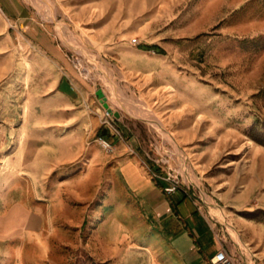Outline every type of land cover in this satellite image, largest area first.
I'll return each instance as SVG.
<instances>
[{
    "label": "rangeland",
    "instance_id": "1",
    "mask_svg": "<svg viewBox=\"0 0 264 264\" xmlns=\"http://www.w3.org/2000/svg\"><path fill=\"white\" fill-rule=\"evenodd\" d=\"M21 1L78 77L108 92L123 137L162 164L159 174L177 175L180 190L220 223L234 263L264 264V0H47L54 20L38 0ZM121 98L158 117L174 140L135 118ZM13 107L0 103V264H96L87 232L76 233L75 225L95 224L88 217L104 211L103 187L55 168L56 148L71 138L52 139L41 160L28 140L22 147L13 135L36 121H21ZM28 146L32 164L24 170ZM26 211L44 216L42 233H23Z\"/></svg>",
    "mask_w": 264,
    "mask_h": 264
},
{
    "label": "crops",
    "instance_id": "2",
    "mask_svg": "<svg viewBox=\"0 0 264 264\" xmlns=\"http://www.w3.org/2000/svg\"><path fill=\"white\" fill-rule=\"evenodd\" d=\"M17 41L21 49L16 48ZM22 41L28 43L26 49ZM0 44L4 47L0 49V103L9 101L12 112L18 108L21 121H36L13 138L22 137V147L26 140L33 144L39 160L52 139L71 138L70 146L56 148L55 168L74 169L81 175L77 178L81 185L103 187L104 211L88 217L95 224L75 225L76 233L87 232V253L94 263L212 264L217 253L226 250L235 264L234 244L222 241L217 230L220 223L205 215L190 194L181 190L171 196L165 193L169 181L161 175L162 164L140 151L132 138L123 137L121 117L103 111L96 96L100 87L78 77L23 1L0 0ZM104 92L110 104V96ZM50 120L54 123L48 124ZM101 138L113 145L112 154L102 149ZM29 152L28 146L24 170L32 164ZM38 178L46 184V174ZM110 200L114 207L105 210ZM25 216L30 221L24 234L46 229L41 225L44 216L32 211ZM34 223L38 226L33 227Z\"/></svg>",
    "mask_w": 264,
    "mask_h": 264
},
{
    "label": "bare ground",
    "instance_id": "3",
    "mask_svg": "<svg viewBox=\"0 0 264 264\" xmlns=\"http://www.w3.org/2000/svg\"><path fill=\"white\" fill-rule=\"evenodd\" d=\"M37 1V0H36ZM46 2H47V0H44V2H43V0H38L37 1V3H38V5H40V7L39 8H43L44 10H45V12H46V17L47 18H49L50 20H54L55 19V13H54V10H53V8L51 7V9H48L47 8V10H46V6L47 5H45L46 4ZM45 5V6H44ZM99 68V67H98ZM102 70V69H101ZM101 72V71H100ZM103 72V71H102ZM110 81V80H109ZM111 82H112V87H113V89L115 90V93L117 94V96L119 95V96H121V97H123L122 96V94L120 93V90H119V87H118V85L113 81V80H111ZM113 91V90H112ZM114 92V91H113ZM121 102H119V103H121L122 105H124L125 107H127L129 110H130V113L135 117V118H137V119H141V120H144V121H147V122H149L150 124H152V125H154V127H156L158 130H160L161 132H164V134L165 135H167V136H170L169 138H171V140H174V139H172V137H171V132L169 133L167 130H166V128H164V126L162 125L163 123H162V121L160 120V119H158V117L156 118V117H152L151 115H149V114H147V113H144V112H140V111H138V110H136V109H134L135 107H131V105H129L127 102H123L122 101V98H121V100H120ZM145 107H146V105H145ZM141 108H143V107H141ZM146 110V109H145ZM151 110V109H150ZM150 110H147V111H150ZM151 112V111H150ZM154 115V114H153ZM156 116V115H155ZM163 134V135H164ZM168 138V137H167ZM170 140V139H169ZM177 144V143H176ZM175 146V145H174ZM175 148V147H174ZM182 150V149H181ZM179 153V152H178ZM184 163V162H183ZM185 164V163H184ZM183 166V165H182ZM184 167H185V165H184ZM190 171V170H189ZM181 173V172H180ZM185 173V172H184ZM188 180V179H187ZM189 181H190V179H189ZM191 183V182H190ZM200 186V185H199ZM203 197V196H202ZM206 200V199H205ZM218 210V209H217ZM217 210H216V208H214V211H216L217 212ZM213 211V210H212ZM214 211H213V213H214ZM217 213H219V212H217ZM215 214V213H214ZM227 225V224H226ZM231 229H232V227H231ZM233 232H234V230H233ZM235 237V239H236V241L237 242H239L240 244H241V241H240V238H239V236L238 235H234L233 234V238ZM247 250V249H246ZM243 252H244V250H243ZM246 256V255H245Z\"/></svg>",
    "mask_w": 264,
    "mask_h": 264
},
{
    "label": "built area",
    "instance_id": "4",
    "mask_svg": "<svg viewBox=\"0 0 264 264\" xmlns=\"http://www.w3.org/2000/svg\"><path fill=\"white\" fill-rule=\"evenodd\" d=\"M109 125L112 126L110 123ZM99 142L104 151L109 154H112L114 152V147L109 141L101 138L99 139ZM167 180L169 181V186L165 188V193L167 195L171 196L180 191L182 182L177 175L175 177L171 176ZM212 264H233V258L226 250H221L213 258Z\"/></svg>",
    "mask_w": 264,
    "mask_h": 264
},
{
    "label": "water",
    "instance_id": "5",
    "mask_svg": "<svg viewBox=\"0 0 264 264\" xmlns=\"http://www.w3.org/2000/svg\"><path fill=\"white\" fill-rule=\"evenodd\" d=\"M96 96L99 99L100 103L102 104V106L104 107V109L106 110L107 114L110 116H113L117 119H119L121 117L120 112L118 111H114L108 101V97L106 96L104 90L102 88L98 89L96 91Z\"/></svg>",
    "mask_w": 264,
    "mask_h": 264
},
{
    "label": "trees",
    "instance_id": "6",
    "mask_svg": "<svg viewBox=\"0 0 264 264\" xmlns=\"http://www.w3.org/2000/svg\"><path fill=\"white\" fill-rule=\"evenodd\" d=\"M158 53H162V54H164V51H158Z\"/></svg>",
    "mask_w": 264,
    "mask_h": 264
}]
</instances>
